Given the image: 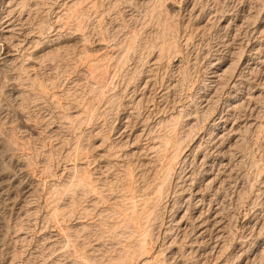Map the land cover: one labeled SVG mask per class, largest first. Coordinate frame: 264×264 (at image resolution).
<instances>
[{
    "label": "rangeland",
    "instance_id": "obj_1",
    "mask_svg": "<svg viewBox=\"0 0 264 264\" xmlns=\"http://www.w3.org/2000/svg\"><path fill=\"white\" fill-rule=\"evenodd\" d=\"M19 2L0 0V264H85L87 254L110 263L117 241L99 240L96 228L119 194L100 201V191L124 166H152L162 122L183 113L182 136L209 102L193 142L202 149L174 165L149 258L264 264V0ZM221 60L237 63L222 86L212 74ZM224 119L234 122L231 145L243 141L234 158L209 137ZM78 176H90L93 190L73 189ZM181 207L210 217L209 231L199 217V239L188 217L187 232L179 228ZM212 208L222 209L217 223Z\"/></svg>",
    "mask_w": 264,
    "mask_h": 264
},
{
    "label": "bare ground",
    "instance_id": "obj_2",
    "mask_svg": "<svg viewBox=\"0 0 264 264\" xmlns=\"http://www.w3.org/2000/svg\"><path fill=\"white\" fill-rule=\"evenodd\" d=\"M27 1L28 0H20L19 4L21 5V7H26ZM71 14H73V13H71ZM160 30L161 29L159 27V31ZM157 37H158V35H157ZM157 41H158V39H157ZM166 44L167 43H165L164 45L160 44V45H162L160 47V49H159V57L158 58H160V59H163V58L165 59V57L168 55L167 51L170 50V46H165ZM134 45H135V43L132 41L131 44L128 45V46H129V48H132ZM145 48H146V46H145ZM234 56H236L235 58H237V54H235ZM235 60H237V59H235ZM220 62H222V60ZM226 63L227 62L225 61L223 63V67L222 66H220V67L218 66L219 68L216 69L214 73H212L213 75L214 74L216 75L217 79H219L220 86H222V84L224 83L225 79H227V76H229V74H234V70H235V67H236V64H237L236 61L232 60V63L227 65L226 68H224V66H225L224 64H226ZM135 75H137V74H134V76ZM39 85H40V83H39ZM40 87H41V89L45 88V87H43V85H40ZM217 93H218V91H217ZM236 98L237 97L230 98L228 101H229V103H232V108H233L234 111L235 110L236 111L237 110L238 111L242 110L241 108L243 106H242V104L238 103V101H236L237 100ZM259 98H261V96L260 97H256L255 99L257 100ZM262 98H263L262 100L261 99H259V100L263 101L264 97H262ZM208 104L209 105H206L203 109H201L199 111H197V110L194 111L193 115H195L194 119L197 118V119H195L196 122H194L193 124L192 123L191 124L190 123L186 124L184 122V125L185 124L186 125L181 127V129H184L183 133L181 132L183 134L182 136L181 135L178 136L177 127L180 125V122H181L182 118L184 117L183 113H179L178 115L177 114L173 115V116H171V118L169 120H167L165 122H162L161 125L163 126V128L166 129V133H164L163 135L160 134L158 136V138H157L158 142L156 141L157 144L155 143V145H153L152 148H151V151H152L151 154H153V157L148 163L151 164L152 166H142V165H139V166H124L123 168H121L122 169L121 171L119 170V174L117 175L115 180H113V182L112 181L108 182L107 183L108 185L106 184L105 187H103L104 190L100 191V201L110 200L111 198H113L112 196L114 194H116V193L119 194V196L117 195L118 198H115V203H113L112 208L111 209H107V211H106L107 214L105 213L104 215H102L101 221L98 220L100 222L99 223V228L100 229L99 228H96V229L99 230V234L97 233L98 232L97 230H96L97 232H95V233L98 234V239L99 240H106V241L116 240L117 241L116 245L118 247H116L114 249L112 248L113 251L116 252V253L113 254L112 256L110 255V260H109L110 263H108V264H136L137 262H140L141 260L144 262L143 264H167V262L164 259H162L161 255H156L153 258H149L150 257V253H151V249H152L151 245H152L154 239L156 238L155 237V224L154 223H156V221L158 219L160 220V218H161V217H159L161 215V213H162V211L160 213V210L163 209V208L162 209L160 208L161 205H162L161 203H162L163 199H166V198H164V195H166L165 193H167L169 188H171L170 185H171V182H172L173 173L175 171V166L174 165H175L176 161L177 160L178 161L179 160H183V163L185 164V162L187 161V158L189 157V155H188L189 152H190V155L195 153L194 154V156H195L202 149V146H201L202 144H199V143L196 144V143H193V142H194V140L196 138L195 137L196 136V132H198V125L199 124H198L197 121H198L199 116L205 117V119H207L209 117V114L211 113V110H212L211 108L212 107L210 105V102ZM85 115H86V113H85ZM70 116H68V117H70ZM236 120H234V121H236ZM70 123H72V122L70 121ZM233 123H232V126H229L228 119H224V121H223V125H225L224 127L218 128V127H216L217 124L214 123L213 126H212L211 131H209L210 132L209 133V137L213 136L214 138H216V140L219 143H221V145H223V147H226L225 145H228L227 146L228 147L227 148V152L229 154L228 158H234V153L243 144V143H241L243 141H241V139L239 137H238V139H236L232 143V145L230 143V141H232L234 139V137L230 136L231 133H232V135L234 134V129H233V125L234 124ZM235 126H236V124H235ZM250 128H251V126H250ZM250 128H248V127H246L245 129L243 128L244 130H242V132H244L245 134H248L249 132L252 131ZM181 129H180V131H181ZM235 132H236V129H235ZM243 140H244V138H243ZM8 143L10 145H12V142H8ZM192 143H193V145H191ZM190 146H191V148H189ZM242 147L240 149H242ZM203 148H205V147H203ZM245 150H246V148H245ZM204 151H206V150H204ZM236 155H238V154H236ZM229 163H228L227 166H229ZM83 171L85 172V170H82V171L79 170V174H80V172H83ZM117 173H118V171H117ZM88 174H90V173H88ZM85 175H86V172H85ZM78 177L79 178L77 179L76 183L74 185L72 183V185H73L72 188L73 189L75 187H78V188H85L86 187V189L88 191L93 190V187H94V186H92V181L93 180L91 181L89 179L90 176H89V178H87V176H85V177L78 176ZM75 178H72V179H75ZM227 178L229 179L230 176H228ZM214 182H215V180L211 179L208 182V184L209 185H213ZM137 183L140 186L137 187V185H135ZM221 184H222V186H224V185H226V186L230 185L231 186L232 184H234L236 186V183H232L231 180H223L221 182ZM63 189H64V187H63ZM178 190H179V188H178ZM243 190L246 191V189H243ZM67 191H68V189L65 191V193ZM55 192H57V191L55 190ZM243 192H241L239 194V198L241 197ZM179 193L182 194L183 193V189H180ZM63 194H64V192H63ZM70 196H72V195H70ZM71 199H73V198H71ZM74 201H75V199L72 201V203ZM75 203H74V205L77 204V203L76 204ZM221 210H220V208H218V209L214 208L212 211L208 210V213L210 214L212 212L214 214V215H212V216H214L213 220L216 221L218 219V217L221 215L220 214ZM64 211L67 212L69 210H64ZM54 212H55V214H59V212H62V211H59L58 209H55ZM89 213H91V212H89ZM175 213H176V215H175L176 221L175 222L177 223V226L179 228L183 227V230L185 232H187V230L190 227L191 231H192V234L194 235V237L196 239L197 238L199 239V237H198L199 235L197 236V234H195V233H196V230L200 226V224L199 225L197 224V221H199L201 223L202 227L204 226V232L202 231L204 234H206L209 231V229H207V228L209 227V223H210L209 219H210V217H209V219L207 217L206 220H204V219L202 220L203 213L200 212L201 215H199L200 213L198 214L199 215L198 216L199 220H197V221H196V219L198 217L195 219V217H193V214H191V216L188 217V215H189L188 214V208L184 209V208L181 207V208L177 209V211ZM100 216H101V214H100ZM187 217H188L187 221L189 222V220H190V223L188 225L189 227L188 228L186 227L184 229L185 223H187V222L184 223L183 220L187 219ZM109 220H111V221L113 220L114 222L110 223ZM211 221H212V219H211ZM218 221H220V220H218ZM216 223H217V221H216ZM220 223L221 222H219L218 225H220ZM214 225H215V222H214V224L212 226H214ZM156 226H158V225H156ZM86 230H89V229H86ZM106 230L109 231V236H106V234H105ZM218 232H220V231H218ZM203 233H201V236L202 235L204 236ZM203 236L200 237V239H202ZM85 253H84V255H86ZM75 254H76V252H75ZM96 256L97 255H95V254L94 255H92V254L88 255L87 254V256L86 257L83 256V258H85V262H87L88 264H98V263H100V262H98V261H100V260H98L99 255H98V257H96ZM100 257H102V256L100 255ZM103 261H104V258H103ZM87 263H85V264H87Z\"/></svg>",
    "mask_w": 264,
    "mask_h": 264
}]
</instances>
